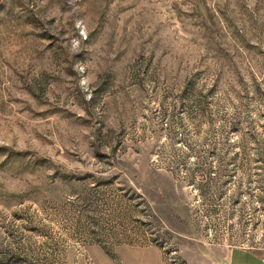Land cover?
Masks as SVG:
<instances>
[{
  "label": "rangeland",
  "instance_id": "rangeland-1",
  "mask_svg": "<svg viewBox=\"0 0 264 264\" xmlns=\"http://www.w3.org/2000/svg\"><path fill=\"white\" fill-rule=\"evenodd\" d=\"M264 254V0H0V264Z\"/></svg>",
  "mask_w": 264,
  "mask_h": 264
},
{
  "label": "crops",
  "instance_id": "crops-1",
  "mask_svg": "<svg viewBox=\"0 0 264 264\" xmlns=\"http://www.w3.org/2000/svg\"><path fill=\"white\" fill-rule=\"evenodd\" d=\"M227 264H264V254L243 248H234L228 254Z\"/></svg>",
  "mask_w": 264,
  "mask_h": 264
}]
</instances>
